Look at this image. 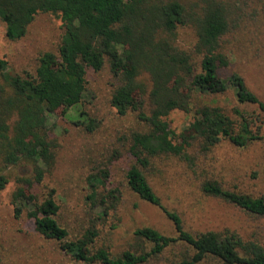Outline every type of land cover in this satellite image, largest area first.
Returning <instances> with one entry per match:
<instances>
[{"label": "trees", "instance_id": "1", "mask_svg": "<svg viewBox=\"0 0 264 264\" xmlns=\"http://www.w3.org/2000/svg\"><path fill=\"white\" fill-rule=\"evenodd\" d=\"M251 3L264 12V0H249L247 7ZM243 6L244 0H0V20L11 41L25 37L42 13L57 16L64 27L57 51L42 52L34 73H13L8 61L0 58V157L4 164L0 166V191L11 182L5 168L22 161L33 166L32 176L15 178L14 216L32 218L36 231L54 241L58 253L72 264H144L175 243L190 252L174 264H264V247L236 232L193 234L185 230L180 215L163 205L140 168L158 157L188 160L191 147L206 152L224 139L244 147L257 138L247 112L235 109L241 118L237 131L236 122L221 107L193 105L197 94L218 95L233 88L239 104L257 105L264 114V102L239 73L221 75L229 67L225 40L241 27ZM253 12L255 16L254 8ZM181 26L196 30L194 53L201 57L200 71L192 54L176 44ZM106 63L117 82L110 105L119 116L135 114L145 127L124 136L128 153L136 161L126 173L129 188L160 207L178 233L172 237L149 226L136 229V240L149 244V251L114 253L101 242V225L117 208L121 193L110 186L109 168L88 172L85 200L89 216L73 229L60 218L56 189L45 186L43 190L56 161L49 115L58 110L66 115L79 107L88 88V71L98 72ZM174 110L194 111L188 131L176 134L170 129L167 117ZM78 117L82 126L94 123L86 122L84 110H79ZM202 189L264 217V197L229 190L216 180L205 181Z\"/></svg>", "mask_w": 264, "mask_h": 264}, {"label": "rangeland", "instance_id": "2", "mask_svg": "<svg viewBox=\"0 0 264 264\" xmlns=\"http://www.w3.org/2000/svg\"><path fill=\"white\" fill-rule=\"evenodd\" d=\"M247 5L249 0H244L241 27L226 37L224 49L229 67L221 75L226 78L231 73H239L247 87L264 102V12L255 6L256 3ZM253 8L257 11L255 16ZM63 34L61 19L42 13L36 16L25 37L11 41L0 20V58L8 61L9 71L13 73H34L39 55L45 51L56 52ZM196 41L194 27L178 28L176 44L192 54L197 71H200L201 57L194 53ZM87 79L88 88L79 107L70 109L66 115L62 110L49 115V133L57 144L56 161L53 171L46 176L43 190L45 186L56 189V200L61 206L60 218L73 229L89 216L85 200L88 172L109 168L110 186L118 187L121 193L117 208L101 225V242L110 246L114 253L125 249L149 251V244L136 240V229L149 226L172 237H177L178 233L160 207L142 200L127 183V170L136 161L128 153L124 136L145 127L135 114L119 116L110 105V96L117 82L107 63L98 72L89 70ZM202 104L221 107L236 122L237 131L241 118L235 109L247 112L251 115L257 138L244 147L227 139L206 152L191 147L188 160L178 156L158 157L147 167L140 168L163 205L180 215L185 230L193 234L236 232L244 240L255 241L264 247L263 216L209 195L202 189L205 181L216 180L229 190L264 197V114L257 105L239 104L233 88L218 95H195L194 107ZM79 110L88 115L86 122L90 119L94 123L82 126L78 120ZM194 118V111L174 110L167 120L170 129L180 134L189 130ZM32 170L33 166L26 161L4 169L11 182L0 191V264H72L58 253L54 241L43 238L36 231L32 218L26 214L14 216L11 195L15 178L32 176ZM187 252L190 250L185 245L175 243L144 264H174Z\"/></svg>", "mask_w": 264, "mask_h": 264}]
</instances>
